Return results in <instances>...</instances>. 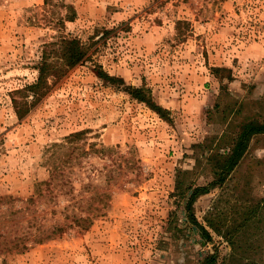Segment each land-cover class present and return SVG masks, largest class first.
<instances>
[{
    "label": "rangeland",
    "instance_id": "rangeland-1",
    "mask_svg": "<svg viewBox=\"0 0 264 264\" xmlns=\"http://www.w3.org/2000/svg\"><path fill=\"white\" fill-rule=\"evenodd\" d=\"M61 2L76 12L63 27ZM61 33L91 59L17 118L13 91L35 81L42 44ZM94 63L150 88L172 123L98 78ZM247 120L264 122V0H0V209H16L12 231L65 226L0 264H200L208 253L216 264H264V133L192 204L202 224L208 216L230 228L233 245L210 229L203 243L174 194L176 179H212L202 154L224 150ZM257 202L261 221L238 227Z\"/></svg>",
    "mask_w": 264,
    "mask_h": 264
},
{
    "label": "trees",
    "instance_id": "trees-1",
    "mask_svg": "<svg viewBox=\"0 0 264 264\" xmlns=\"http://www.w3.org/2000/svg\"><path fill=\"white\" fill-rule=\"evenodd\" d=\"M43 1L47 4L51 0ZM61 5L66 9V13L64 16L57 18L56 23L59 24V27L64 26L65 20L72 21L76 17L75 9L71 4L61 2ZM177 23L179 24L180 21ZM90 59L91 57L90 54H88L87 46L76 36L61 33L54 39L44 42L41 48L40 59L34 67L37 71L35 81L30 84H25L23 87L13 91V93L21 94L20 97H15L13 94L11 96L12 105L17 118H22L29 111L30 107L43 97L52 85L61 79L69 69ZM92 69L98 78L109 85L125 91L130 97L144 103L148 108L155 111L162 119L168 123H172L173 119L170 116V110L154 100L150 88L145 85L134 86L127 84L121 76L109 74L97 63L93 64ZM217 70L218 68H215V71ZM83 133L84 130L72 132L65 136V140L71 143L73 140L80 138ZM258 133H264V122L247 120L241 123L236 136L231 139L229 145L224 150H220V144H216L218 147L215 149L209 148L205 150L206 153H203L202 157L209 163L210 172L212 174V179L207 183H189L186 186H182V182L176 179L174 194L184 199L187 221L197 229L203 243L213 239L210 231L212 230L216 235L223 236L228 239L232 245L234 244L233 231L230 228L223 231L217 220L208 216L204 217L205 224H202L197 220L192 204L198 196L224 184L244 156L251 137ZM57 168L58 167L55 166L50 170V177L48 180L36 183V196L45 195L47 190H49V184L57 178ZM42 184H45V188L42 187ZM48 196H52L51 191L48 192ZM2 201V197H0V203ZM29 201H33V196H30ZM259 205L260 203L257 202L255 206H252L243 216L242 220L239 221L237 226L240 227L252 221L260 222L262 217L261 214H259V209H257ZM15 214L16 209L8 211L0 209V254L12 251H23L28 248L31 243H39L53 235L61 234L65 228L62 224H54L51 226V229L36 230L33 234L17 232L16 229L12 231L11 228L7 226L13 224L10 222L13 221L11 219ZM88 220V216L74 217V222L76 224H81V221L86 222ZM8 222L9 224H7ZM216 262L217 254L208 253L202 258L200 264H216Z\"/></svg>",
    "mask_w": 264,
    "mask_h": 264
}]
</instances>
